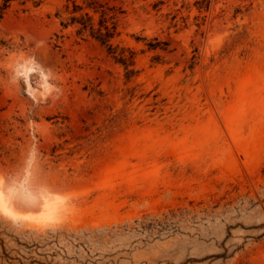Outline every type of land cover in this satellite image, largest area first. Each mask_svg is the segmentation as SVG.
I'll list each match as a JSON object with an SVG mask.
<instances>
[{
  "label": "rangeland",
  "instance_id": "374dc122",
  "mask_svg": "<svg viewBox=\"0 0 264 264\" xmlns=\"http://www.w3.org/2000/svg\"><path fill=\"white\" fill-rule=\"evenodd\" d=\"M24 1L0 19V264H264V0H93L124 12L113 50L62 27L88 0Z\"/></svg>",
  "mask_w": 264,
  "mask_h": 264
},
{
  "label": "trees",
  "instance_id": "16d2710c",
  "mask_svg": "<svg viewBox=\"0 0 264 264\" xmlns=\"http://www.w3.org/2000/svg\"><path fill=\"white\" fill-rule=\"evenodd\" d=\"M21 1L25 4L24 0H0V19L4 11H6L12 2ZM31 1V0H28ZM117 1V0H112ZM124 12L117 6H108V4H100L93 0L85 1L82 5H78L76 1L73 2V10L70 12V22L62 23L63 28L70 26L77 27V35L84 37L86 34L90 35L93 39L98 41L102 46L113 50L112 41L119 35L117 32V20ZM99 15V26L94 24L95 16ZM124 60L123 58H121Z\"/></svg>",
  "mask_w": 264,
  "mask_h": 264
},
{
  "label": "bare ground",
  "instance_id": "6f19581e",
  "mask_svg": "<svg viewBox=\"0 0 264 264\" xmlns=\"http://www.w3.org/2000/svg\"><path fill=\"white\" fill-rule=\"evenodd\" d=\"M42 206H43V208L46 209V210L49 208L48 202H44V203L42 204ZM0 208H1L2 210H4L5 212H11L10 207L7 206V201H5L4 196H3L2 194L0 195ZM12 211H13V210H12ZM13 213H14V211H13ZM14 214H15V213H14Z\"/></svg>",
  "mask_w": 264,
  "mask_h": 264
}]
</instances>
